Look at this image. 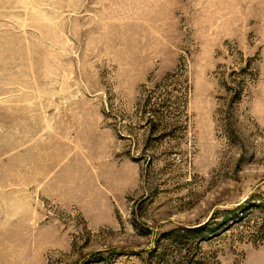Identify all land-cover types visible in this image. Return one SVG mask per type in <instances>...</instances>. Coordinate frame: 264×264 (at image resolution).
I'll return each instance as SVG.
<instances>
[{
  "label": "rangeland",
  "instance_id": "obj_1",
  "mask_svg": "<svg viewBox=\"0 0 264 264\" xmlns=\"http://www.w3.org/2000/svg\"><path fill=\"white\" fill-rule=\"evenodd\" d=\"M156 2L133 27L70 29L65 96L100 103L109 212L10 182L2 139L0 264H264V0ZM72 137L65 151L86 152Z\"/></svg>",
  "mask_w": 264,
  "mask_h": 264
},
{
  "label": "crops",
  "instance_id": "obj_2",
  "mask_svg": "<svg viewBox=\"0 0 264 264\" xmlns=\"http://www.w3.org/2000/svg\"><path fill=\"white\" fill-rule=\"evenodd\" d=\"M156 5V0H0V126H6L8 132L15 129L9 134L0 132V140L15 141V174H10V182H25L27 187H36L59 202L109 212V198L97 188L98 180L106 188L113 185L104 182V172L96 169L102 160L98 153L100 103L71 101L69 95L67 99L65 96L71 90L70 29H118L128 23L133 27L130 23L142 19L144 13L161 12ZM42 29L46 30L43 35ZM42 44L47 46L45 56L39 52ZM56 59L60 64L57 67ZM43 60L46 63L40 72ZM71 108L81 111L70 113ZM73 115L76 117L66 123ZM24 125L37 134L31 147L19 142ZM105 132L110 138V132ZM68 135L84 142L80 147L87 151L66 152ZM106 149L103 158H111V141L106 142ZM110 174L106 179L112 178ZM115 179L116 183L117 169ZM98 198L103 200L100 207L104 210L98 208Z\"/></svg>",
  "mask_w": 264,
  "mask_h": 264
},
{
  "label": "trees",
  "instance_id": "obj_3",
  "mask_svg": "<svg viewBox=\"0 0 264 264\" xmlns=\"http://www.w3.org/2000/svg\"><path fill=\"white\" fill-rule=\"evenodd\" d=\"M240 95H241V91H240V89L238 90V92L235 94V102L236 101H239V97H240ZM161 108V107H160ZM167 109H168V107H166L165 105L164 106H162V110H165L166 112H167Z\"/></svg>",
  "mask_w": 264,
  "mask_h": 264
}]
</instances>
